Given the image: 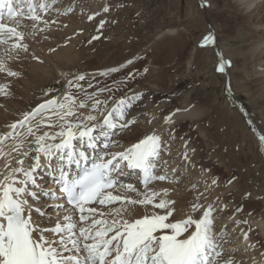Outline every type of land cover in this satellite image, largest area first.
I'll return each mask as SVG.
<instances>
[{
    "label": "rangeland",
    "instance_id": "obj_1",
    "mask_svg": "<svg viewBox=\"0 0 264 264\" xmlns=\"http://www.w3.org/2000/svg\"><path fill=\"white\" fill-rule=\"evenodd\" d=\"M172 1L174 0H56L47 12L39 13L42 18L39 21L34 22L24 14L16 19L19 21L18 25L16 22L9 24L7 19L3 21L9 26H16L24 33V40L21 43L28 45V51L19 50L6 54V49L13 43L9 40L6 45L0 44V57L9 54L25 55L29 65L22 71V77H26L27 83H30L27 76L39 74L41 79L37 76L39 81L37 82H41L42 91L48 90L44 95L40 91L39 99L42 100L50 96L51 99L64 102L70 95L82 99L83 92L70 87L68 83L70 80L75 82L74 78L77 75L85 77V80L79 82L84 91L95 93L101 100L112 97L108 101L109 107L113 100L119 99L120 96L130 97L134 93H141V97L135 101V106L137 105L141 111L132 114V109H126L135 122L126 129H121L119 125L112 131L105 129L109 131L111 139L116 141L110 150L122 151L123 148L138 142V140L122 142L138 131L144 132L139 139L154 132L160 134L166 143L161 158L155 162L156 174H167L168 179L152 181L148 189L153 191L156 185L162 184L178 191L180 195L177 197L180 199L184 197L193 198L189 200L198 199L205 207L212 204L214 235L216 233L222 235L221 243L224 250L238 264H248L255 261V253L258 250L264 251V236L260 235L251 222L256 216L264 218V143L260 140V137L264 136V92L259 90L260 86L257 83L259 76L262 75L259 73H264V60L256 65L252 58H246L248 50L243 49L249 45L245 40L247 37L254 40L251 30L256 32L254 34L258 40L264 42V7L260 13L259 11L256 13L254 20L250 21L251 25L245 24L241 27L236 23L238 14L237 17H231L232 9L226 7L234 5L235 0H214L216 5L212 11L209 10L210 0H181L180 14L168 10ZM261 2L264 6V0ZM48 3H51V0H48ZM105 7L109 9L107 12L103 10ZM217 7L222 8L224 12L219 14L220 9ZM89 16L94 18L89 20ZM102 20L105 21L104 26L99 28ZM73 24H80L82 27L79 25L78 30L70 31ZM255 24L258 25L256 30ZM177 34H182L186 44V59L183 65L187 72L184 73L185 69L179 71L177 67L169 74L170 76L164 75V89L160 91L147 82L148 71L152 66L151 60L156 59L154 54L158 45L169 35ZM93 36L99 38L93 40ZM206 36L213 39L205 42ZM99 40L111 41L110 43L118 40L122 44L119 48L109 47L106 56H98L92 61L89 59L91 56L85 55L83 51L90 49ZM83 44H86V48L82 51H75L70 47H80ZM126 46L128 48L123 50L124 57L115 55ZM113 51L115 54H112ZM192 54L193 59L189 60ZM107 57L109 62L106 63ZM221 58L224 62H230L224 64L223 71L218 70ZM128 61L132 63L129 64ZM37 65H41L40 70ZM113 68L118 71H109ZM180 72H183L181 74L183 76L177 75ZM173 77L174 82L177 78H183V83L172 87ZM93 80L100 81L94 85L90 83ZM89 84L92 87H89ZM145 85L159 93L158 97L154 96L147 100ZM227 86L236 94V102L227 95ZM104 88H110L112 91H99ZM188 104L195 106L205 104L203 106L205 112L201 118L199 117V121L191 123L187 121L188 119L180 120L174 126L165 123V117L178 109H187ZM87 111L79 109L78 114L79 112L87 114ZM36 117L38 120L41 119L40 115ZM36 117L32 125L37 123ZM43 117L48 122L59 120L58 116L49 112H45ZM59 123L60 121L56 125ZM23 129L22 132L26 134V127ZM57 130L58 126L49 132ZM207 133L210 139L205 136ZM95 134H99V130ZM185 144L189 146V150H195L190 152L191 155L197 153V148L201 150V153H197L198 160L193 166L192 160L179 158V153L177 157L180 161H176L177 157L167 162L162 160L173 149ZM35 147L29 144L27 149L33 150ZM173 169L177 171L173 173ZM134 177L136 175L132 174L122 183L138 186L139 181H133ZM43 179V176L38 177L40 183ZM207 179L212 181L215 179L216 183L207 182ZM138 187L143 192L146 191L144 185ZM211 189L217 191L216 195ZM124 192L125 189L120 188L118 193L114 194H125ZM174 201L176 204L175 199ZM223 207L224 209H221ZM101 208L103 207L100 206L99 209ZM190 209L191 206L187 205L179 211L188 214ZM146 210L151 212L153 206L148 205L147 208L143 205L134 206V211L138 215L144 214ZM48 211L52 215L55 214L51 208ZM179 211H175L174 214L177 215ZM201 214L202 210L196 213ZM227 215L230 217L227 218ZM239 230L247 232L251 238L249 241L251 245L239 243L240 238L237 234ZM252 241L259 245H252ZM262 262L259 264H264Z\"/></svg>",
    "mask_w": 264,
    "mask_h": 264
},
{
    "label": "snow or ice",
    "instance_id": "obj_2",
    "mask_svg": "<svg viewBox=\"0 0 264 264\" xmlns=\"http://www.w3.org/2000/svg\"><path fill=\"white\" fill-rule=\"evenodd\" d=\"M55 3L56 0L51 3L40 0L36 4L29 0V18L34 22L41 20L39 12H47ZM4 9L10 19L23 15L14 11L12 0H0V44L13 41L6 54L27 52L28 45L21 43L24 33L2 22ZM93 18L89 16V20ZM104 23L102 20L99 28ZM212 39L206 36L205 42ZM225 63L230 62L221 58L218 70L223 71ZM3 71L8 76L19 75L6 69L0 60V72ZM74 79L75 82L68 83L83 92L82 99L70 95L64 102L46 100L9 125L10 131L0 134V145L9 139L14 141L7 151L0 147V159H4L0 166V264H238L224 250L222 235L213 233L212 204L205 207L194 202L184 218L175 220L172 219L175 201L165 198L168 189L162 190L164 196L158 201L160 193L148 189L150 182L168 179L167 174H156L155 162L161 158L166 143L160 134L146 135L122 151L110 150L116 141L111 139L109 131L118 125L126 129L135 122L127 118L126 109L142 94L125 95L113 100L109 107L112 97L101 100L95 93L84 91L79 83L85 80L84 75ZM4 87L0 85V92ZM79 109H87V114H78ZM45 112L58 116L57 131H41V125L48 123L43 117ZM37 115L41 119L32 125L31 120ZM172 115L164 118L166 124L172 122ZM18 126L26 127V134L17 131ZM49 127L57 125L49 124ZM97 130L99 134H94ZM28 136L33 139L28 141ZM260 140L264 143V136ZM26 142L36 146L34 154L30 155L31 149L23 150ZM184 158L188 159L187 151ZM73 167L78 171L74 172ZM125 169L132 171L125 173ZM172 171L175 173L177 169ZM45 172L52 178L50 187L38 180ZM123 174L139 176L146 191L140 192L132 183L124 184L116 178ZM120 188L126 193H136L138 198L114 194ZM117 204L106 213L97 207ZM135 205L145 208L152 205L153 210H146L137 218ZM49 208L55 211L54 215L49 213ZM201 210V215H195ZM244 239L248 240L247 232Z\"/></svg>",
    "mask_w": 264,
    "mask_h": 264
},
{
    "label": "bare ground",
    "instance_id": "obj_3",
    "mask_svg": "<svg viewBox=\"0 0 264 264\" xmlns=\"http://www.w3.org/2000/svg\"><path fill=\"white\" fill-rule=\"evenodd\" d=\"M174 1L171 2L170 7L168 8V10L171 13L172 12H176L177 14H180L181 11H182L181 8H180L181 6L179 7V5L181 4V0H174ZM210 1L211 2H210V6H209L210 9L209 10L212 11L213 9H215L213 7L216 5V3H215L214 0H210ZM39 2H40V0H39ZM226 7L229 8V9L231 8L233 10V11L231 10V12L233 13V15L231 17L234 18V16L235 17L238 16L237 19H236V23L238 25H240L241 27L242 26L244 27L245 24L248 25V26L251 25L250 21L254 20V18L256 16V13L258 11L260 13L261 8H263L264 6H263V3L261 2V0H235V4L234 5H227ZM217 9L218 10L220 9L219 10V14H222L224 12V10L222 8H220V7L219 8L217 7ZM227 11L230 12V10H227ZM170 12H168V13H170ZM16 21H17L16 19H8L7 22L10 24V23H15ZM79 25L80 24H73L71 26V28H70V31L78 30V27L81 26V25L80 26ZM257 26L258 25L255 24V27H254L255 30L257 29L256 28ZM250 32H251L252 37L254 38V40L249 39L250 37L249 38L247 37L246 39L244 38L247 42H249L248 43L249 45H248V47H244L243 50L244 51L248 50V54H246L247 55L246 58H248V59L252 58L253 62H255L256 65H258V64H261L262 60H264V42L261 41V39L258 40L256 38V36L254 34V33H256L255 31L251 30ZM100 34H101V32H100ZM171 36H173V37H171ZM122 37L124 38V36H122ZM64 38H66V37H64ZM183 39H184V37L182 36V34H177L175 36L174 35H169V37L163 43L158 45V48L155 50L156 53L154 54L156 59L151 60L152 66H151V68L148 71L149 79L147 80V82L149 83L150 86L154 85L156 88H158L161 91V90L164 89V87H163V85L165 83L164 75L167 74L168 76H170L169 74L173 70H175V68H177V67H178L179 71H182L183 69H185V66L183 65V62H184V59H186L185 58V55H186V53H185L186 44L184 43ZM59 40H61V39H59ZM117 41H115L114 43H110L111 41L107 42L105 40H99L98 42L96 41L97 42L96 44H94V45L92 44L93 46L90 49L84 50L83 52L85 53V55L91 56L89 59H91L93 61L98 56H101V55L102 56H106L107 50L109 49V47L112 46V47H115V48H119L120 44H122V42H119V41L117 42ZM71 45H72V43H71ZM163 45L165 47H163ZM70 47H71V49L73 48L75 51H78V50L82 51L83 49L86 48V44H83L80 47L79 46H76V47L75 46H70ZM127 48L128 47L126 46L125 48L122 49V51L119 50L118 54H115V51H113L112 54H115L116 56L119 55V56L124 57L123 50L127 49ZM69 50H70V48H69ZM69 50H67V51H69ZM196 50L198 51V49H196ZM64 52L65 51H63V53ZM67 53H69V52H67ZM107 56H109V55H107ZM193 56L194 55L192 54L190 56L189 60H192ZM0 60H3L5 66H6V69H11L12 71L17 72L19 74L17 76H8L7 75V71L0 72V85H4L5 86L3 92H0V134H3V133H6V132L10 131V129L8 127L9 125H11V124L23 119V114L24 113L32 112L33 109L37 108L38 105L44 103L46 100H50L52 97L50 98V96H49L50 99L49 98L46 99V97L43 96V97H45V99H43V100L39 99L40 98V91L43 90L40 87L41 82L38 83L39 82L38 78H40L39 74H35V75H30L29 74L28 76L26 75L27 79L30 81V83H27L26 77H22V71L24 70V68L27 67V65H29L27 60H26L25 55L23 56V55H17V54L16 55L9 54V55L4 56V57L1 56ZM106 60H107L106 63L109 62V58L108 57L106 58ZM236 60H234V61L236 62ZM59 62H61V61H59ZM37 68H39V70H40L41 69V65H37ZM190 68H192V63H191ZM186 72L187 71L185 69L184 73H186ZM182 73L183 72H180V74H177V75L180 76ZM20 74H21V76H20ZM259 74H262V75L259 76V80H257V83H259L258 86H260L259 90L264 92V73L260 72ZM37 76H39V77L37 78ZM181 76H183V75H181ZM174 77L172 79V81H173L172 87L178 86L179 84L183 83V78H177V81L174 82ZM42 80H44V79H42ZM99 81L100 80H93L90 83H92V84L94 83V85H95V83H98ZM149 85L148 86L145 85V88H146L145 91H147V93L145 92L146 95H147V100L151 99L152 97L154 98V96L158 97V95H159V93H156L154 90H151L149 88ZM44 90L45 91H42L43 95H44V93H48L47 89H44ZM121 97L122 96H120L119 98H121ZM79 99H81V97ZM59 100H60V98H59ZM135 101L136 100H132L131 101V107H129L130 109H132L131 110L132 114H136V113L141 111L137 105L135 106V103H136ZM203 106H205V104H201V105H198V106L197 105L195 106V105L188 104V106H186L187 109H182V110L174 112V115H172V122L170 123V125L174 126L175 123L179 122L180 120H186V119H188L187 121H189L191 123L199 121L198 120L199 117L205 112L204 111L205 107H203ZM43 114H45V113H43ZM131 116L132 115L128 114L127 118L131 119ZM36 118L38 120V117H36ZM68 119H70V118H68ZM34 120L35 119L31 120V124L34 123L33 122ZM57 122H59L58 119H57ZM57 122L50 121V122H48L46 124L41 125V131H51L52 129H57V127L56 128H50L49 127V124H56ZM17 130L22 132L24 129H21L18 126ZM50 133H52V132H50ZM143 133H144L143 131H138L132 137L130 136L129 138H125L122 142L125 143V142H130V141L132 142L134 140H140L139 138H141V135ZM37 134H40V133H37ZM205 136H208L209 139H210V135L208 133L205 134ZM22 138L23 137H20V139H22ZM32 139H33V137L28 136V141H31ZM13 143H14V141L9 139V140H6L4 142V145H0V147H4L5 151H7L8 146H11ZM28 145H29V143L26 142L25 143V149H23V150H28L27 149ZM34 149L33 150L31 149L32 151L30 152V155H32V153H34ZM189 149H190L189 146H187V148H186L185 145H180L179 148L173 149V151L169 152V154L167 156H164L163 157L164 159H162V160H165V162H167L171 158H176L177 155H178L177 153H179V158L184 159V153H185V151H187L188 152V159L187 160H192V163H193L192 166H193L194 162L198 160L197 153H201V150H200V148H197V153L195 155H191L190 152H191L192 149L191 150H189ZM95 154L96 153H93V155H95ZM179 158L177 157L176 161H180ZM3 164H4V159H0V166H2ZM156 168H157V166H156ZM128 172H131V171H127V169H125V173H128ZM203 175L204 174H202V176ZM42 176L44 177V179H43V182L41 184L45 185V187L46 186H48V187L52 186V178L46 172L43 173ZM128 176H130V175H127V174L120 175V177H118V180L121 181V182H124L125 181V177L127 178ZM204 179H206V178H204ZM137 180L139 181L138 182V186H140V187L143 186V184L140 183V177L136 175V177L133 178V181L136 182ZM206 181L208 182V181H212V180H208L207 179ZM133 185H135V184H133ZM135 186L139 189L140 192H143L142 190H140V188L137 185H135ZM163 189H168L167 196L165 197L166 199H169V200H172V201H174V199L176 200V204H174V207H175L176 211H179L180 208L187 207V205L191 206V204L194 203V202H198V203L200 202V200H198V199L189 200V199H193V198H189V197H184V198H182L183 199L182 200V199L177 197V196L180 195V193L178 191L173 189V187L169 188V187H166L165 185H162V184L156 185L155 188L153 189V191L160 193V196H158L156 198L157 201L161 197H163V195H162V194H164L163 191H162ZM211 190H212L211 192L214 195H216L217 191L214 190V189H211ZM124 193L126 195H128V196L133 197V198H138L136 193H134V192H127V193L124 192ZM219 204L220 203H218V205ZM116 206H119V205L118 204L117 205H109L107 207L109 209L111 207H116ZM97 207L99 208L100 206H97ZM101 207L107 208V207H104V206H101ZM103 208H101L100 211L106 213L108 211V209H103ZM221 209H224V207L221 208ZM190 211H191V209H190ZM139 216L140 215L137 214V218H139ZM185 216H186L185 211H179L177 215L173 214L172 219H175V220L182 219ZM229 217L230 216L227 215V218H229ZM230 219H232V218H230ZM251 222L254 224V226L256 227L257 231L260 233V235L264 236V218L260 217V216H256V217H253L251 219ZM244 233H245V231H241V230H239L237 232V234L239 235L238 238H240L239 243H243V245H245V246L251 245V243H249L251 238H249V236H248V240L245 241ZM252 243H253L252 245H255V246L259 245L258 243L254 242V241H252ZM255 254H256V257L254 258L255 261H251L248 264H259L261 261H263L262 263H264V251L263 250L262 251L258 250Z\"/></svg>",
    "mask_w": 264,
    "mask_h": 264
},
{
    "label": "water",
    "instance_id": "obj_4",
    "mask_svg": "<svg viewBox=\"0 0 264 264\" xmlns=\"http://www.w3.org/2000/svg\"><path fill=\"white\" fill-rule=\"evenodd\" d=\"M226 93H227V95H228V96H229L234 102L237 101V96H236V94L231 90L230 86H227Z\"/></svg>",
    "mask_w": 264,
    "mask_h": 264
}]
</instances>
